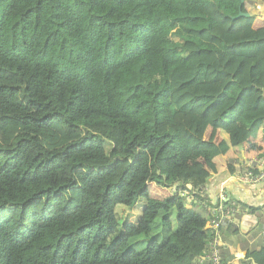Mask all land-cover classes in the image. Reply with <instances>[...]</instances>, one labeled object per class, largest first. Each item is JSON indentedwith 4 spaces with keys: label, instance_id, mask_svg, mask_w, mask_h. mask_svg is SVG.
<instances>
[{
    "label": "trees",
    "instance_id": "obj_1",
    "mask_svg": "<svg viewBox=\"0 0 264 264\" xmlns=\"http://www.w3.org/2000/svg\"><path fill=\"white\" fill-rule=\"evenodd\" d=\"M239 4L0 0V264H195L208 252L196 202L151 197L149 184L258 135L264 35L252 13L233 19ZM216 122L242 127L205 141ZM139 198V220L120 224L116 206ZM243 264H264V245Z\"/></svg>",
    "mask_w": 264,
    "mask_h": 264
},
{
    "label": "crops",
    "instance_id": "obj_2",
    "mask_svg": "<svg viewBox=\"0 0 264 264\" xmlns=\"http://www.w3.org/2000/svg\"><path fill=\"white\" fill-rule=\"evenodd\" d=\"M246 10L260 20L261 24L256 26L257 32L264 33V0H258L256 5ZM260 27V28H259ZM186 127L189 122L180 119ZM242 127L240 123L222 125L221 123H209L205 130L203 139L208 142L218 143L222 140L229 141L228 130L230 126ZM242 131V129H241ZM206 165L200 160L194 161L191 167H177L173 170L174 183L167 190L175 191L194 190L201 191L204 198L214 204L220 200L223 190L225 197L240 205V212L236 214L235 220L228 226L222 227L220 239L222 242L221 255L228 264H243L248 250L257 249L264 245V180L250 183L241 180V176L249 160L256 157H264V122L259 129L258 135L237 146H231L229 151L223 155L212 156L210 153H202ZM154 185H159L152 182ZM183 185V189L182 185ZM164 186H168L165 184ZM197 196L186 197L187 206H192V201L206 216L200 199ZM198 259L195 260V264Z\"/></svg>",
    "mask_w": 264,
    "mask_h": 264
},
{
    "label": "built area",
    "instance_id": "obj_3",
    "mask_svg": "<svg viewBox=\"0 0 264 264\" xmlns=\"http://www.w3.org/2000/svg\"><path fill=\"white\" fill-rule=\"evenodd\" d=\"M249 164L241 176V180L250 183H257L264 180V157L259 156L248 161ZM182 195L190 197L197 196L200 204L206 213L205 227L212 232V239L209 243V250L205 255L198 257V264H205L209 260L210 264H222L220 231L222 227L230 225L241 210L240 205L235 201H230L225 197L222 190L220 200L214 204L208 202L201 191L183 190Z\"/></svg>",
    "mask_w": 264,
    "mask_h": 264
},
{
    "label": "rangeland",
    "instance_id": "obj_4",
    "mask_svg": "<svg viewBox=\"0 0 264 264\" xmlns=\"http://www.w3.org/2000/svg\"><path fill=\"white\" fill-rule=\"evenodd\" d=\"M246 5L249 7V5H251L249 2L246 3ZM252 6V5H251ZM264 23V21H263ZM261 24L260 20H255L254 21V28L256 29V26H259ZM264 26V24L262 25ZM260 28V27H259ZM264 35V33L262 34ZM164 187H170L168 186H163V185H154V184H149V194L151 197H156V198H160V199H164L167 196L175 193V191L171 189L167 190ZM180 195H182L179 191H177ZM71 195L74 199V202L78 201L79 197H80V189L75 188L72 192ZM185 198H192L190 196L187 195H183ZM144 208V200L143 198H139L137 200V202L130 208L125 207L124 205H117L116 206V213L119 217V222L120 224H123L125 222H137L142 214ZM199 210V209H198ZM199 212H201L199 210ZM236 216V215H235ZM235 218H232V221H234ZM146 245V239H143L142 236L137 237L133 240L132 244H131V248H133L134 250H139L141 248H143Z\"/></svg>",
    "mask_w": 264,
    "mask_h": 264
},
{
    "label": "water",
    "instance_id": "obj_5",
    "mask_svg": "<svg viewBox=\"0 0 264 264\" xmlns=\"http://www.w3.org/2000/svg\"><path fill=\"white\" fill-rule=\"evenodd\" d=\"M244 3V0H240V4H239V11L237 13V15L233 16V19H237L239 17H242V16H245V17H248L250 16V12H243L242 10V4Z\"/></svg>",
    "mask_w": 264,
    "mask_h": 264
}]
</instances>
